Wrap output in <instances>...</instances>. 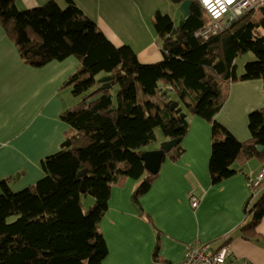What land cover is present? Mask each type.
Segmentation results:
<instances>
[{"label":"trees","instance_id":"1","mask_svg":"<svg viewBox=\"0 0 264 264\" xmlns=\"http://www.w3.org/2000/svg\"><path fill=\"white\" fill-rule=\"evenodd\" d=\"M152 22L163 57L143 63L131 45L112 42L75 0H49L27 9H20L16 0H0V24L25 62L42 66L77 57L78 66L64 85L82 97L61 114L69 128L60 150L41 160L44 176L18 191L7 178L1 183L0 264H103L108 245L100 222L112 186L128 178L139 180L131 197L147 215L139 199L159 172L145 169L144 147L157 140L159 127L168 140L183 139L188 132L190 123L171 107L175 100L188 117L198 115L212 124V183L232 176L236 163L252 158L264 162V108L250 113L251 137L246 141L216 119L233 82L259 78L264 83L262 8L246 11L208 39L195 34L210 22L199 0H191L181 27L162 9L155 11ZM174 27L178 31L169 37ZM247 52L256 59L246 62L239 74L236 58ZM104 75L112 78L111 88L89 102ZM160 88H172L171 98L162 96ZM156 95L160 100L151 98ZM173 151L177 160L185 149L180 142ZM251 189L245 208L250 219L241 230L246 238H260L264 186ZM84 195L95 198L87 208ZM159 248L158 237L154 260L164 262Z\"/></svg>","mask_w":264,"mask_h":264},{"label":"crops","instance_id":"2","mask_svg":"<svg viewBox=\"0 0 264 264\" xmlns=\"http://www.w3.org/2000/svg\"><path fill=\"white\" fill-rule=\"evenodd\" d=\"M48 1L16 3L27 9ZM75 1L112 42L131 45L141 62L162 59L152 17L170 0ZM78 63L71 55L33 66L24 61L0 24V179L7 178L13 190L40 180L44 176L41 160L60 150L69 128L61 114L77 104L71 88L64 84ZM262 108L263 80H239L231 84L216 119L237 139L246 141L251 137L249 115ZM188 118L189 129L181 144L185 151L177 160L171 157L173 149L166 154L157 178L139 199L147 215L140 213L131 197L139 180L128 178L123 185L112 186L100 222L108 245L103 264H183L187 246L202 242L216 249L227 245L232 256L264 264V215L257 226L260 238H246L241 230L250 219L245 208L252 194L245 162L234 164L232 176L212 183V124L198 115ZM192 196L199 199L197 207L192 205ZM158 237L164 262L154 260Z\"/></svg>","mask_w":264,"mask_h":264},{"label":"built area","instance_id":"3","mask_svg":"<svg viewBox=\"0 0 264 264\" xmlns=\"http://www.w3.org/2000/svg\"><path fill=\"white\" fill-rule=\"evenodd\" d=\"M210 22L196 31V36L208 39L225 29L235 18L255 6L264 12V0H199ZM264 186V164L257 176L250 181V187ZM199 199L192 196V205L197 207ZM183 264H254L246 258L231 255L229 247L213 248L210 242L190 244L186 248Z\"/></svg>","mask_w":264,"mask_h":264},{"label":"water","instance_id":"4","mask_svg":"<svg viewBox=\"0 0 264 264\" xmlns=\"http://www.w3.org/2000/svg\"><path fill=\"white\" fill-rule=\"evenodd\" d=\"M176 4H180V12H181V16H180V21H179V25L178 26H183L185 23V18L190 14V5H191V0H171ZM178 31L177 27H174L173 31L170 33L169 37L174 35L176 32ZM111 77L108 75H104L102 77H100L99 79H97V82L100 83L101 85H99L97 87V89H95L94 91L90 92V98H89V102L94 101L95 99L99 98L100 96H102L103 92L100 91H104L107 89L111 88ZM161 90L162 96H166V99L171 98V92L173 91L172 88H168L166 90ZM172 109H175L179 115L186 119L188 122L190 121V119L187 116V113L183 110L182 106H180V102L178 100H175L172 102L171 104ZM182 141L181 138H173V139H169L167 141H165L160 148H156V149H152V150H148V151H144L141 155L142 160L144 161V166L145 169L153 174H157L160 171L161 168V164L164 160V158L166 157V154L168 152H170L176 145H178L180 142ZM259 150L263 149L262 145L258 146ZM84 173V170H82L81 172H79V176H82ZM20 174L17 173L16 175H13L12 178L18 177ZM4 181V179H0V185L1 183ZM82 190H84V188H82Z\"/></svg>","mask_w":264,"mask_h":264},{"label":"rangeland","instance_id":"5","mask_svg":"<svg viewBox=\"0 0 264 264\" xmlns=\"http://www.w3.org/2000/svg\"><path fill=\"white\" fill-rule=\"evenodd\" d=\"M161 8L164 12L169 13L172 17H174L178 22L180 21L178 19V16L179 17L181 16L180 5L178 6L176 3H174L173 1L170 0L168 6L165 5V6H162ZM260 32L262 34H264V27L260 28ZM255 59H256V56L252 52H247V53H243V54L239 55L235 61L237 64L238 73L239 74L244 73L246 62L251 61V60H255ZM115 90H116V88L114 89V91ZM174 96L176 97L175 94H174ZM151 98L155 101H158V100H160V95L152 96ZM81 99H82L81 96H74V102H76V103H78V101ZM156 134H157V140L152 142L151 144L146 145L144 147V149L146 151L156 149L157 147L161 146L165 141H167L166 140L167 138L165 137L164 132H163L161 127L156 129ZM182 141H181V144H182ZM262 167H263V163L258 158H254L253 160H251L250 166L249 165L246 166V162H245V168L248 169V174H249V177L251 179H254L257 176V174L259 173V171L261 170ZM1 191H2V188L0 185V193H1ZM251 191H252V189H251ZM82 198H83V206L85 208L92 205L93 202L95 201V198L91 195H87V196L84 195ZM12 219H14V217H10V220H12Z\"/></svg>","mask_w":264,"mask_h":264},{"label":"flooded vegetation","instance_id":"6","mask_svg":"<svg viewBox=\"0 0 264 264\" xmlns=\"http://www.w3.org/2000/svg\"><path fill=\"white\" fill-rule=\"evenodd\" d=\"M98 85H101V84H98Z\"/></svg>","mask_w":264,"mask_h":264}]
</instances>
